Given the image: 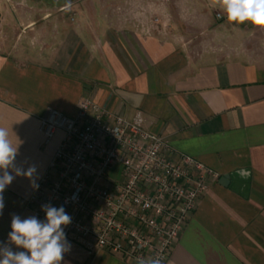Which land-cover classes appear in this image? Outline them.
Returning <instances> with one entry per match:
<instances>
[{
    "label": "crops",
    "instance_id": "obj_1",
    "mask_svg": "<svg viewBox=\"0 0 264 264\" xmlns=\"http://www.w3.org/2000/svg\"><path fill=\"white\" fill-rule=\"evenodd\" d=\"M163 3L0 0L1 22L23 24L0 44V127L19 146L17 165H36L39 185L64 138L57 131L45 142L50 110L75 118L87 98L126 120L140 113L145 131L217 176L164 264H264V28L229 23L220 8L203 41H185L150 19L164 21ZM117 181L114 168L108 183ZM36 190L23 176L6 187L0 246L24 251L8 234L13 215L35 216ZM66 240L61 264H134Z\"/></svg>",
    "mask_w": 264,
    "mask_h": 264
},
{
    "label": "built area",
    "instance_id": "obj_2",
    "mask_svg": "<svg viewBox=\"0 0 264 264\" xmlns=\"http://www.w3.org/2000/svg\"><path fill=\"white\" fill-rule=\"evenodd\" d=\"M40 131L46 143L57 131L64 138L30 204L38 218L45 217L43 205L63 206L72 217L66 239L89 253L164 264L206 191L205 180L217 177L145 131L140 113L126 120L87 98L75 118L50 110ZM114 168L118 181L109 184Z\"/></svg>",
    "mask_w": 264,
    "mask_h": 264
},
{
    "label": "clouds",
    "instance_id": "obj_3",
    "mask_svg": "<svg viewBox=\"0 0 264 264\" xmlns=\"http://www.w3.org/2000/svg\"><path fill=\"white\" fill-rule=\"evenodd\" d=\"M213 6H218L226 13L229 23L249 22L264 28V0H213ZM19 155V146L13 145L9 130L0 127V213L4 208L2 194L16 177L29 178L34 188L39 187L32 180L37 171L36 165L29 164L27 169L18 166ZM23 164H28V161L24 160ZM42 211L45 213L43 220L36 216H12L8 240L24 251L0 246V264H61L64 254L71 247L66 240L64 227L71 223L72 217L63 206L46 204L42 206ZM152 264H160V261H153Z\"/></svg>",
    "mask_w": 264,
    "mask_h": 264
},
{
    "label": "rangeland",
    "instance_id": "obj_4",
    "mask_svg": "<svg viewBox=\"0 0 264 264\" xmlns=\"http://www.w3.org/2000/svg\"><path fill=\"white\" fill-rule=\"evenodd\" d=\"M119 1L123 2V0ZM149 1L150 3L164 2L162 18L164 21L159 22L158 14L155 13H151L150 19H154V22L160 26L163 25L164 32L169 33V35H179L185 41H203L205 33L213 31L216 27V21L221 20L218 12H222V10L219 7L210 6L208 0ZM156 18L157 20H155ZM22 27L23 24L13 22L11 17L6 22H1L0 19V44L11 45Z\"/></svg>",
    "mask_w": 264,
    "mask_h": 264
},
{
    "label": "water",
    "instance_id": "obj_5",
    "mask_svg": "<svg viewBox=\"0 0 264 264\" xmlns=\"http://www.w3.org/2000/svg\"><path fill=\"white\" fill-rule=\"evenodd\" d=\"M228 178H229V176H224V177H223V179H228Z\"/></svg>",
    "mask_w": 264,
    "mask_h": 264
}]
</instances>
